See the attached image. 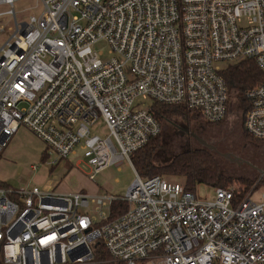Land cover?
Segmentation results:
<instances>
[{"label": "built area", "instance_id": "1", "mask_svg": "<svg viewBox=\"0 0 264 264\" xmlns=\"http://www.w3.org/2000/svg\"><path fill=\"white\" fill-rule=\"evenodd\" d=\"M14 1L0 0L14 21L0 45V153L24 127L57 158L78 147L94 173L132 166L161 131L145 100L217 122L229 98L215 62L252 60L264 73V0H40V15L21 22ZM245 98L244 129L264 139V81ZM99 119L104 136L90 132ZM136 175L124 197L0 186V264H264V192L256 202L253 190L214 187L203 201ZM114 200L127 208L109 219Z\"/></svg>", "mask_w": 264, "mask_h": 264}, {"label": "rangeland", "instance_id": "2", "mask_svg": "<svg viewBox=\"0 0 264 264\" xmlns=\"http://www.w3.org/2000/svg\"><path fill=\"white\" fill-rule=\"evenodd\" d=\"M11 5L0 2V26L4 28L0 35V45L11 35L14 29V21L10 10ZM40 0H15L13 10L18 22L29 20L30 16L38 17L42 11ZM93 48L99 52L102 59L108 56V45L105 41H99ZM228 62L217 61L215 65L224 68ZM232 98V97H231ZM230 98L228 113L226 117L215 124H208L201 121H193L189 125V130L197 137L211 145L212 152L217 161L222 174L231 180L225 186L232 189H240L243 183L237 179L245 178L253 182L250 190L253 189L252 201L259 202L260 194L264 192V142H256L244 138L242 130V113L235 108V99ZM140 100V99H137ZM150 105V100H145ZM179 125L166 123L161 129V147L154 155V161L158 165L166 164L169 159L178 152L189 147H198L200 144L192 137H187L184 129L186 126L178 122ZM27 129V128H26ZM28 130V129H27ZM29 131V130H28ZM37 140L31 141L36 144V155L34 157L22 156L17 161L9 165L6 181L7 185L17 189L21 186H38L47 190L54 188L57 192H82L94 197H124L127 188L136 178V172L126 161L118 164H111L102 170L94 173L83 157V152L76 147L75 153H71L67 158H57L55 152L47 148L45 143L29 131ZM90 132L104 136L107 128L103 121L99 119L90 126ZM31 146V145H30ZM44 151H46L44 153ZM54 160H56L54 162ZM93 174L90 179L89 175ZM141 178H143L141 176ZM166 179L174 182H182L180 178ZM248 190V191H250ZM214 187L205 184H196L194 193L199 200H211L214 196ZM99 204L95 199H89L88 210L99 218ZM105 215L108 214L107 207L102 208Z\"/></svg>", "mask_w": 264, "mask_h": 264}, {"label": "trees", "instance_id": "3", "mask_svg": "<svg viewBox=\"0 0 264 264\" xmlns=\"http://www.w3.org/2000/svg\"><path fill=\"white\" fill-rule=\"evenodd\" d=\"M220 74L226 84L229 98L225 117L228 113L230 98L232 97L235 99V108L243 115L242 132L244 138L255 140L256 142H264V139H256L250 136L244 129V118L248 108L245 92L264 81V73H262L252 60L246 59L234 63H228L220 71ZM150 108L153 116L159 122L161 129L166 123L177 126L179 125L178 122H181L186 126V129H188L193 121H201L208 124L219 122H208L203 119L199 111L188 109L184 105H168L152 101L150 103ZM161 144L162 140L160 131L157 136L150 138L143 147L130 155L133 169L140 177L148 178L158 175L164 178H180L182 180L180 183L183 184L187 190L193 192L196 184L200 183L212 187L229 188L226 187L225 184L231 179L222 174L217 161L207 147L199 145L194 148L189 147L188 145L185 149L173 155L166 164L158 165L154 161V155L161 147ZM45 152L46 151H44V153ZM262 177H264V175H262ZM237 180L239 183H243V186L240 189H232L236 198L244 196L253 184L252 181L245 178ZM0 186L6 185L0 183ZM126 208V202L121 200L112 201L110 204L109 219L119 215L121 212L125 211ZM107 264L124 263L109 262Z\"/></svg>", "mask_w": 264, "mask_h": 264}, {"label": "crops", "instance_id": "4", "mask_svg": "<svg viewBox=\"0 0 264 264\" xmlns=\"http://www.w3.org/2000/svg\"><path fill=\"white\" fill-rule=\"evenodd\" d=\"M31 141L37 143V140L33 137V135L24 127H19L9 139L8 143L0 153V183L9 186L6 183V181H8L7 179H9L7 170L13 161H17L22 156H28L31 158L36 155V144H31Z\"/></svg>", "mask_w": 264, "mask_h": 264}, {"label": "water", "instance_id": "5", "mask_svg": "<svg viewBox=\"0 0 264 264\" xmlns=\"http://www.w3.org/2000/svg\"><path fill=\"white\" fill-rule=\"evenodd\" d=\"M195 138H196V140L200 143V144H202L203 146H205V147H207L208 149H213V147L211 146V145H209V144H207L204 140H202L201 138H199V137H197V136H195V135H193Z\"/></svg>", "mask_w": 264, "mask_h": 264}, {"label": "flooded vegetation", "instance_id": "6", "mask_svg": "<svg viewBox=\"0 0 264 264\" xmlns=\"http://www.w3.org/2000/svg\"><path fill=\"white\" fill-rule=\"evenodd\" d=\"M184 131H185V134H186L187 137H190V138L192 137L195 141H197L196 138L193 136L194 135L192 133L193 131H190L189 129H184Z\"/></svg>", "mask_w": 264, "mask_h": 264}]
</instances>
